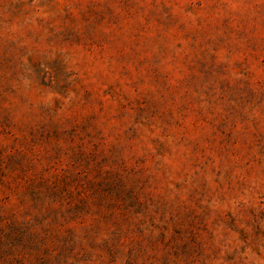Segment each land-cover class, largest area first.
<instances>
[{"label": "rangeland", "instance_id": "rangeland-1", "mask_svg": "<svg viewBox=\"0 0 264 264\" xmlns=\"http://www.w3.org/2000/svg\"><path fill=\"white\" fill-rule=\"evenodd\" d=\"M0 264H264V0H0Z\"/></svg>", "mask_w": 264, "mask_h": 264}]
</instances>
